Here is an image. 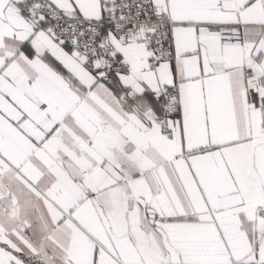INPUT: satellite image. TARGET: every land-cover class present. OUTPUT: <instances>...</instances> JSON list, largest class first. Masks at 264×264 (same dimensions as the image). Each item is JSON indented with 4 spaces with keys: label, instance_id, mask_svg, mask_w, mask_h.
<instances>
[{
    "label": "snow or ice",
    "instance_id": "6c2138e0",
    "mask_svg": "<svg viewBox=\"0 0 264 264\" xmlns=\"http://www.w3.org/2000/svg\"><path fill=\"white\" fill-rule=\"evenodd\" d=\"M13 160L50 178L54 264H264V0H0Z\"/></svg>",
    "mask_w": 264,
    "mask_h": 264
},
{
    "label": "crops",
    "instance_id": "0c3cea01",
    "mask_svg": "<svg viewBox=\"0 0 264 264\" xmlns=\"http://www.w3.org/2000/svg\"><path fill=\"white\" fill-rule=\"evenodd\" d=\"M44 176V179H40V172L34 162L26 163L24 169L18 172L14 160L10 163L0 161V233L15 237L22 226L30 224L34 242L39 250L37 259L41 264H54L45 252V248H52V245L42 239L51 231L49 213L52 211L51 205L42 195L46 193L50 183L47 173H44ZM11 197L19 203L14 215Z\"/></svg>",
    "mask_w": 264,
    "mask_h": 264
},
{
    "label": "built area",
    "instance_id": "2783aa9c",
    "mask_svg": "<svg viewBox=\"0 0 264 264\" xmlns=\"http://www.w3.org/2000/svg\"><path fill=\"white\" fill-rule=\"evenodd\" d=\"M11 204H12V210H13L12 214L14 215L16 213L17 208L19 207V203L15 198L11 197Z\"/></svg>",
    "mask_w": 264,
    "mask_h": 264
}]
</instances>
